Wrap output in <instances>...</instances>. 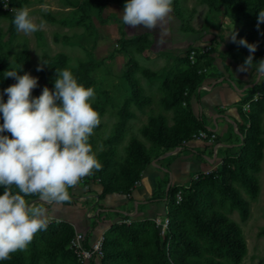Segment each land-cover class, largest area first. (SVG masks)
<instances>
[{"label":"rangeland","instance_id":"rangeland-1","mask_svg":"<svg viewBox=\"0 0 264 264\" xmlns=\"http://www.w3.org/2000/svg\"><path fill=\"white\" fill-rule=\"evenodd\" d=\"M83 1L86 2L85 13L78 8ZM125 3L126 0H106L98 16V7L94 0H8L10 8L8 11L15 12L22 7H28L31 9L30 15L34 21L39 24L43 20L44 24L39 31L25 35L18 32L16 27L11 30L10 19L4 14L0 15L1 54L6 58L4 71L6 73L15 69V58L23 47L29 54L31 75L38 78L36 88L46 86V80L56 78V70L59 71L42 65L41 58L44 53L53 55L63 52L69 65H75L79 60H91L94 66L88 71V76L92 80L89 87L95 91L91 103L102 108V112L99 113L101 122L91 136L92 149L98 160L107 149L111 148L114 151L112 158L116 164L129 162L131 165L134 162L128 161V143L130 138L135 136L145 145L150 159L155 158V163H151L150 160L144 164L137 181L132 183L130 194L133 189L143 188L144 191H148L149 175L152 185L155 186L154 191L160 194L168 187L173 188L175 202L187 201L192 197L189 196L195 181L194 176H201L203 171H212L216 173L214 177L219 179L220 166L224 158L235 156L243 135L236 130V125L234 126L231 121L227 120L224 131L219 133L216 127L207 125L209 120L203 118L206 128L202 130L210 128V133L214 135L213 140L193 135L183 142L188 148L177 146L171 154L162 156L165 153L163 149L153 144L143 134L142 128L147 124L149 116L158 112L165 115L169 125L174 124L173 110L164 108L161 103L164 95L161 82L165 76L172 75L178 68L184 66L182 58L186 57L191 62L195 60L202 62L188 101L195 116L200 113V104L206 108L209 106L208 109L213 107L212 115L220 103L241 94L234 84L226 85L224 82H219L221 80L219 71L225 60L233 64L232 75L242 78L246 74L236 71L238 64L244 61L243 49L239 43L229 45L232 42L230 34L233 28L237 33V27L233 17L227 13L222 4L205 0H177L180 14H176L172 9L171 20L162 28L155 30L131 28L124 25L121 19ZM260 11H264V6ZM254 26L255 34L264 37V23H260L257 28V13ZM128 58L135 59L140 67L155 72L154 75L145 76L140 70L135 71L142 92L149 97V101L142 107L130 104L133 115L127 119L120 137L109 141L117 110L122 99L127 95L124 74ZM206 58H210V64L202 61ZM38 66H42V70L37 71ZM260 78L264 79V77ZM255 79L256 77L251 81ZM207 84L216 86L199 92L201 88L207 87ZM197 92L200 102L196 100ZM209 95L213 96L212 101L208 98ZM253 95L256 96L255 99ZM247 102L248 104L257 102L260 106L257 118L260 130L257 138L262 154L257 161V169H249V172L257 178L256 192L252 195L233 173L227 174L228 183L246 201V216L241 218L238 208L217 185L204 184L202 191L207 192L202 193L205 197L198 203L199 208L205 213L210 209L219 211L229 220L234 221L240 229L245 251L237 263L226 257L220 258L226 264H264V89L255 90ZM248 110L243 111L241 123L243 131L248 126ZM2 123L3 120L0 119V124ZM206 133H209V130H206ZM4 134L10 137V133ZM216 142H219V146L215 149V155H212ZM195 150L200 151L201 154L199 155ZM208 158L213 160L209 161ZM162 167L169 170L170 181L169 175ZM98 186L97 177L89 175L83 177L75 187L69 188L70 200L62 205H49L39 197L28 201L47 208L50 220L69 222L73 230H79L76 218L85 216L86 213L87 217L92 219L96 209L104 207L89 234L87 243L97 236L103 237V234L111 232L115 234L114 237L116 236L118 247L130 250V257L110 258V264H162L157 260L161 252H167L166 200H155L150 203L140 201L135 204L134 201L137 200L135 198L128 199L125 194L110 192L108 201L106 200L109 205L107 209V206L101 205L102 198L98 199L96 196L99 192ZM121 223L126 227L119 225L113 227ZM184 224L188 229H194L188 217L185 218ZM202 240L200 239L203 243ZM70 251L73 252L68 242L62 248H56L50 243L49 235L37 232L27 251L23 253L27 256L33 252L37 256L38 264H100L101 254L81 261L76 255L75 259Z\"/></svg>","mask_w":264,"mask_h":264},{"label":"trees","instance_id":"trees-1","mask_svg":"<svg viewBox=\"0 0 264 264\" xmlns=\"http://www.w3.org/2000/svg\"><path fill=\"white\" fill-rule=\"evenodd\" d=\"M97 4V15L106 3V0H94ZM211 3L222 4L227 13L233 17L237 27L236 40L243 38L248 43H255L257 50L253 53V62L264 59V37L255 34L254 19L256 13L264 6V0H205ZM86 2L83 1L78 5L81 12L85 13ZM172 9L176 14H180L177 7V0H173ZM4 14L10 19V29H14L13 19L15 12L0 8V15ZM121 31V30H120ZM235 44L231 42L232 46ZM240 45V44H239ZM241 46V45H240ZM0 44V98L4 102L7 101V94L3 92L9 85L15 83L14 78L5 77L4 65L6 58L1 54ZM243 49V59L249 55L248 49L241 46ZM229 51V50H228ZM42 65L62 70L69 68L77 82L89 87L92 80L88 76V71L94 66L91 60H79L75 66L67 63L66 55L63 52H57L53 55L44 53L42 55ZM184 66L172 75H167L163 78L161 84L164 88V95L161 98V103L164 108L172 109L174 114V124L169 125L163 113L158 112L150 115L148 122L143 126V134L155 145L160 146L164 152L170 151L177 146L188 148L183 144L184 141L192 138L193 133L198 129H205V123L201 113L195 116L192 113L191 105L188 102L193 91V84L198 78V69L200 64L198 60L191 62L188 58H182ZM203 62L211 63L210 58L202 60ZM244 62V61H243ZM16 70L23 75L24 72L31 74L30 59L28 51L23 47L15 58ZM243 64V63H241ZM223 67L227 69L224 64ZM140 72L145 76L154 75V71L146 67H140L138 62L133 58H128L126 62L124 78L127 84V95L122 99L121 105L117 110L116 121L113 125L112 132L108 138L109 141L120 137L125 123L133 113L130 110V104L136 107H142L149 101V97L142 92V87L135 76V71ZM200 73V72H199ZM55 78L46 80V87L54 88ZM45 86H40L32 90L31 95L38 97ZM257 89H264V79L256 82L238 103V111L243 116L244 110L242 104L247 102L253 92ZM196 100H199V92L196 93ZM184 102V104H183ZM59 103V102H58ZM92 107L98 112H102V108L95 103H91ZM248 110V126L246 130H242L241 124H236V130L243 135L241 143L238 145V150L235 156L224 158L220 166V178L216 179L215 172H207L195 179L192 184L191 194L187 201L180 200L175 202V189H164L160 194L153 191L150 196L145 199V202L165 199L167 204L166 216V237H167V252H161L159 255V263L162 264H226L220 258L226 257L237 263L245 251V243L242 238L238 225L229 220L224 214L214 209H210L207 213L199 208V201L205 197L207 191H202V186L206 183L217 185L219 190L230 199V201L238 208L241 218H245L247 212L246 201L241 197L239 192L235 190L229 183L227 174L233 173L242 184H244L250 193L253 195L257 190V178L249 172V169H257V161L260 159L262 149L258 142L257 135L259 133L258 111L260 106L257 102H251ZM0 119L3 120L2 114ZM92 138H89V143L92 145ZM129 162L117 163L112 158L113 149H107L100 157L102 169L93 170L92 176L97 177L100 185V191L96 194L98 199H101L109 192L122 193L127 195L128 199H133L130 196L131 186L134 181H137L140 171L143 169L146 162H150L149 152L141 140L135 136L131 137L128 143ZM199 155L200 151L195 150ZM136 163V164H135ZM168 171H165L168 174ZM15 190V189H14ZM3 193V188L0 187V194ZM38 198V196H29L26 199ZM140 202V201H139ZM98 207L95 211L89 226L83 232L82 244L88 246L87 240L89 234L96 225L101 210ZM194 225V229L190 230L185 226V218ZM126 227L124 223L115 224L113 227ZM127 229V228H126ZM39 234H46L50 237V243L56 248H62L69 240L73 233L72 225L64 220H50L47 229L38 231ZM114 233L108 232L103 234L100 264H110L109 259L120 257H130V250L118 247L116 236ZM203 239V243L200 241ZM206 240V241H205ZM75 258V254L70 251ZM194 256V258H193ZM218 257V258H217ZM76 259V258H75ZM92 259V258H91ZM0 264H38L37 256L32 252L25 256L23 251H17L11 254V259L0 260Z\"/></svg>","mask_w":264,"mask_h":264},{"label":"clouds","instance_id":"clouds-1","mask_svg":"<svg viewBox=\"0 0 264 264\" xmlns=\"http://www.w3.org/2000/svg\"><path fill=\"white\" fill-rule=\"evenodd\" d=\"M172 3L126 0L122 22L136 29H160L171 20ZM30 12L28 7L17 9L13 19L16 30L25 35L39 31L44 24L43 20L35 22ZM260 23H264V11L257 13V28ZM230 36L236 43L234 28ZM238 43L249 55L236 71L248 72L257 45L243 38ZM19 70L6 72L5 77L16 82L3 90L7 101L0 98V260L27 251L34 235L47 229L48 209L30 203L27 197L35 195L49 205H62L70 200L69 188L93 170L102 169L89 143L101 122L91 104L94 89L79 84L72 71L64 68L56 70L53 90L45 86L38 97H33L38 78L28 72L20 75ZM40 70L42 66L37 67ZM256 72L264 77V59L259 60Z\"/></svg>","mask_w":264,"mask_h":264},{"label":"crops","instance_id":"crops-1","mask_svg":"<svg viewBox=\"0 0 264 264\" xmlns=\"http://www.w3.org/2000/svg\"><path fill=\"white\" fill-rule=\"evenodd\" d=\"M224 63L228 67H227V69H225L223 66L221 67V70L219 71V77L221 78V80L219 82H224L226 85L234 84L237 88H239V89H237V88L236 89L241 94L239 96H234L233 99L225 100V102L222 104L220 103V105H218L217 108L215 107L217 110L214 113H212V115H211V112H213L212 111L213 107L212 108L210 107V109H208L209 106L206 108L205 106H203L201 104L199 105V110H200V113L202 114V117L205 118L206 121L209 120V122H207L208 123L207 125H210L212 127L213 126L216 127V130L219 131V133H222L224 131V127L226 125L227 120L231 121L234 126L237 123L238 124L242 123V115L238 111V103L240 102L241 98L246 94V92L250 89V87H252L251 85H249L250 81L253 80V78L257 77L256 68L258 66L259 60L253 62L251 69L248 72H246V74L242 78H238V77L232 75L233 64H230L228 62V60H225ZM238 65H241V63ZM259 78L256 82L263 80L262 78H260V79ZM215 86H210V87L207 86L205 88H201L199 90V92L201 90H204V89L215 88ZM213 93H215V90L213 91ZM208 98H210L212 101L213 96L209 95ZM200 101L201 100H200V96H199V102ZM216 115H219V116H216ZM212 155H214V153H212ZM143 173H144V170H143ZM145 173H146V170H145ZM148 177L150 180V186L148 188V191H144L143 188L137 189V190L133 189L131 194H130V196L133 199L134 198L137 199L138 202L139 201H142V202L145 201V199L148 196H150L152 194V192L154 191L155 186L152 185L151 177L149 175H148ZM141 179H142V177H141ZM141 179L139 182H141ZM147 183H149V182H147ZM98 187L99 188H97V189H98V191H100V185ZM109 193L105 194V196L101 199V205L107 206V209L109 208V205L106 203V200H107V197L109 196ZM111 193H114V192H111ZM137 203H135V204H137ZM84 215L85 216H79L78 218H76L77 219L76 225L78 226V229L80 231L86 230L89 226L90 221H91V219L87 217L88 214L85 213Z\"/></svg>","mask_w":264,"mask_h":264},{"label":"built area","instance_id":"built-area-1","mask_svg":"<svg viewBox=\"0 0 264 264\" xmlns=\"http://www.w3.org/2000/svg\"><path fill=\"white\" fill-rule=\"evenodd\" d=\"M0 8L6 10L10 9L8 6V0H0ZM255 98L256 96L253 95V99ZM248 108H249L248 102L242 104V109L244 111H247ZM206 130H209V133H206ZM206 130L198 129L195 133H193V135L197 137H207L208 140H213L214 135L210 133V128H207ZM217 146H219V142H216V146L213 151L214 155ZM202 173L206 174L207 172L203 171ZM194 178L195 179L198 178V175L197 176L195 175ZM82 238H83L82 231L73 230V233L68 240V246L73 250L74 254L77 256L78 259L84 261L92 258L93 256H98L101 254V246H102L101 235L97 236L91 242H89L88 246H83Z\"/></svg>","mask_w":264,"mask_h":264},{"label":"water","instance_id":"water-1","mask_svg":"<svg viewBox=\"0 0 264 264\" xmlns=\"http://www.w3.org/2000/svg\"><path fill=\"white\" fill-rule=\"evenodd\" d=\"M258 78H259V76H258V74H257V77H256V79L254 80V81H252V82H250L249 83V85H253L257 80H258ZM206 86H212V84H207ZM237 88V87H236ZM244 88V87H243ZM242 88V89H243ZM237 89H239V88H237ZM176 149V147L173 149V150H170V151H167V152H165L162 156H165V155H167V154H171L174 150ZM205 158H207V156L206 155H203ZM209 159V161H212L213 160V158H208ZM151 163H155V158H153V159H151ZM162 169L164 170V171H167V168H164V167H162ZM168 175H169V181H170V173H169V171H168ZM138 202V200H135L134 201V203H137ZM98 209V208H97ZM97 209H96V211H97Z\"/></svg>","mask_w":264,"mask_h":264}]
</instances>
